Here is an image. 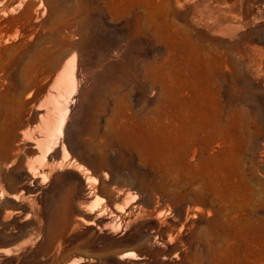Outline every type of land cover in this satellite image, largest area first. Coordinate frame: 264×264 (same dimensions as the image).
I'll return each instance as SVG.
<instances>
[{
    "label": "rangeland",
    "instance_id": "obj_1",
    "mask_svg": "<svg viewBox=\"0 0 264 264\" xmlns=\"http://www.w3.org/2000/svg\"><path fill=\"white\" fill-rule=\"evenodd\" d=\"M195 46L224 59L221 103L239 101L264 134V0H0V264H211L200 214L189 237L160 243L149 170L116 131L169 112L156 70ZM48 129L41 158L28 139Z\"/></svg>",
    "mask_w": 264,
    "mask_h": 264
},
{
    "label": "bare ground",
    "instance_id": "obj_2",
    "mask_svg": "<svg viewBox=\"0 0 264 264\" xmlns=\"http://www.w3.org/2000/svg\"><path fill=\"white\" fill-rule=\"evenodd\" d=\"M202 50L195 46L180 64L156 70L168 91L169 112L121 119L116 131L149 170L154 201L146 209L157 220L151 227L162 233L160 243L189 237L200 214L204 224L196 233L211 264H256L264 258V250L254 249L255 235L264 236V184L260 196L256 173L245 172L243 158L253 140L264 147V134L239 101L221 103L215 71L227 64ZM12 102H19L17 94ZM48 133L34 139L24 133L41 158L49 148ZM160 217L171 222L164 225Z\"/></svg>",
    "mask_w": 264,
    "mask_h": 264
}]
</instances>
